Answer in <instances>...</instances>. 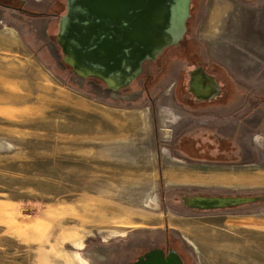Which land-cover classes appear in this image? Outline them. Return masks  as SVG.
<instances>
[{
    "label": "rangeland",
    "instance_id": "374dc122",
    "mask_svg": "<svg viewBox=\"0 0 264 264\" xmlns=\"http://www.w3.org/2000/svg\"><path fill=\"white\" fill-rule=\"evenodd\" d=\"M30 1L58 17L0 0V264H131L157 247L264 264L249 229L264 228V0H195L184 44L116 90L63 61L65 0ZM198 55L222 96L188 107L174 81ZM197 197L244 202L186 205Z\"/></svg>",
    "mask_w": 264,
    "mask_h": 264
},
{
    "label": "water",
    "instance_id": "95a60500",
    "mask_svg": "<svg viewBox=\"0 0 264 264\" xmlns=\"http://www.w3.org/2000/svg\"><path fill=\"white\" fill-rule=\"evenodd\" d=\"M65 4L66 11L58 20L57 39L65 55L73 57L67 58L74 60L76 73L87 77L93 68L107 71L109 76L122 83L120 87L130 85L140 72L141 54L150 58L162 48L178 44L191 16V0H65ZM200 73L213 88L218 87L212 76L202 69ZM194 86L201 88L199 84ZM110 88L118 89L116 86ZM184 201L199 209L244 202L243 199L220 197L185 198ZM135 264L183 262L174 250L164 256L161 249H155L145 253Z\"/></svg>",
    "mask_w": 264,
    "mask_h": 264
},
{
    "label": "flooded vegetation",
    "instance_id": "af4514ba",
    "mask_svg": "<svg viewBox=\"0 0 264 264\" xmlns=\"http://www.w3.org/2000/svg\"><path fill=\"white\" fill-rule=\"evenodd\" d=\"M194 1L195 0H191L190 8L194 4ZM33 4L36 5V3H33ZM52 4H56V1H52ZM15 9L22 12V13H25L26 15H28L30 17H39V18L50 17L51 19L58 17V14L56 12L34 11V10H31V9L25 7L24 5L16 6ZM58 20H59V18H58ZM152 28L153 27L150 26V29H152ZM187 30H188V28H187V23H186L185 35L178 42V44L162 48L161 52L158 53L157 55L152 56L150 58H145L144 53L141 54L140 57L143 55L141 57V59H142L141 70L135 76V79H133L132 82L135 81L136 79H138V77L141 75H143L145 78H148L154 72L159 71L160 68L163 66L162 63L168 59V53H169L170 48H173L175 46L179 47L181 44L182 45L184 44L183 42H184L185 36L187 34ZM56 41H57L58 47L60 49V53L63 55V61H65L68 64V66L71 67V70L76 73L78 70L75 67L76 64L74 63V60L71 59L73 57H71L69 54L65 55L61 42L59 43L58 39ZM67 57H71V58H67ZM66 59H69V62ZM212 65L213 64L206 65V63H204V61L201 59V57L199 59V55H198L197 59H194L192 61L189 60L188 63L184 64V69L182 70L180 76L176 79V81H174V85H176L178 90H179L178 92H176L177 97L181 98L184 105H187L188 107H190L193 105L209 104V103L213 102L214 100H216L217 98H219L220 96H222L221 90H220V84L217 82V80L215 79V82L218 84V87L215 89L211 86V84H209L206 80H204V78H202V73H200V70L202 69L206 74L215 78L214 74H212V72H211V68L213 67ZM81 73H83V71ZM87 75L88 76L85 78H90L93 80L95 79L94 81H98V83H103L104 85H106L108 87L116 86V87H118V89H122V88L127 87V86L120 87L119 85H121L122 83H120V81H117L116 79L109 76L107 71H101V70L93 68V70H91L89 72V74H87ZM143 83L144 82H141L138 80L136 82V86H140V84H143ZM196 84H199V86L201 88H198V87L196 88L194 86ZM182 88H183V90H182ZM155 249H161L163 251L164 256H166L168 254L169 250H174L178 254V256L180 257V259L182 260L183 264H185L177 249L167 248V247H157V248L147 250V251L141 253L140 255H138L136 257V259L131 264H135L141 256H143L145 253H147L151 250H155Z\"/></svg>",
    "mask_w": 264,
    "mask_h": 264
},
{
    "label": "crops",
    "instance_id": "0c3cea01",
    "mask_svg": "<svg viewBox=\"0 0 264 264\" xmlns=\"http://www.w3.org/2000/svg\"><path fill=\"white\" fill-rule=\"evenodd\" d=\"M29 1L30 0H26L25 1V3L23 4H21V5H24L25 7H27V8H29L27 5L28 4H30L31 6H32V3H29ZM36 2H40V0H35ZM31 2V1H30ZM18 3V2H17ZM20 4V3H19ZM36 4H38V3H36ZM40 4V3H39ZM208 75V74H207ZM168 135V134H167ZM167 137V136H166ZM189 141H191V139L189 140ZM248 226H250V225H248ZM259 227H261V226H259ZM249 228V227H248ZM249 229H252V230H255L256 232H264V228H256V227H254V226H250V228ZM223 238V236L220 234V233H216V232H208L207 230L205 231V237H202V239L201 240H203L204 242H205V246L206 247H213V248H215V249H217L218 250V246H220V245H218V243H219V241H221V239ZM210 242H213V244H211L210 245ZM217 250H215L214 252V254L216 255L218 252H216ZM214 263H221V262H219V261H217V262H214Z\"/></svg>",
    "mask_w": 264,
    "mask_h": 264
},
{
    "label": "trees",
    "instance_id": "16d2710c",
    "mask_svg": "<svg viewBox=\"0 0 264 264\" xmlns=\"http://www.w3.org/2000/svg\"><path fill=\"white\" fill-rule=\"evenodd\" d=\"M7 1H8V0H7ZM25 1H26V0H11V3H15V4L17 5L18 3H21V4L23 3V4H24ZM17 2H18V3H17ZM15 4H13V5H15ZM21 4H20V5H21ZM20 5H19V6H20ZM6 7H8V6H6ZM11 8L14 9L13 6H11ZM187 143L194 144L195 146H196V144H197V143H195L194 141H189V142H187ZM195 148H196V147H195ZM191 158H192V157H191Z\"/></svg>",
    "mask_w": 264,
    "mask_h": 264
}]
</instances>
